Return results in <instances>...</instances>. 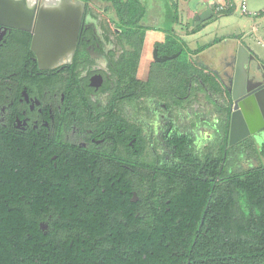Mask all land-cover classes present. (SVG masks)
Wrapping results in <instances>:
<instances>
[{"label": "trees", "instance_id": "trees-1", "mask_svg": "<svg viewBox=\"0 0 264 264\" xmlns=\"http://www.w3.org/2000/svg\"><path fill=\"white\" fill-rule=\"evenodd\" d=\"M81 1L109 4L112 34L130 48L114 62L110 104L183 97L204 85L228 106L231 93L197 62V49L140 24V0ZM153 50L174 56L156 61ZM109 120L119 131L113 172L93 159L51 162L33 133L0 127V264H264V144L251 142L256 165L235 171L229 156L237 146L226 148L225 138L200 156L190 138L171 133L172 162H161L147 156L136 125ZM141 168L152 176L147 195L133 180Z\"/></svg>", "mask_w": 264, "mask_h": 264}, {"label": "flooded vegetation", "instance_id": "flooded-vegetation-1", "mask_svg": "<svg viewBox=\"0 0 264 264\" xmlns=\"http://www.w3.org/2000/svg\"><path fill=\"white\" fill-rule=\"evenodd\" d=\"M100 4L81 0H0V127L33 133L34 142L42 144L44 150L38 154L49 155L51 162L93 159L101 169L111 167L113 172L117 170L119 131L109 118L122 116L118 113L121 100L110 104L116 93L113 71L117 60L113 58L117 52L105 44L96 23L97 14L103 15L111 31ZM71 33L76 34L73 45ZM258 72L255 76L249 70L235 91L226 87L231 93L224 124L226 148L246 139L264 144L263 126L228 145L234 99L244 96L248 103L251 99L257 101L264 120V62ZM99 92L108 95L104 105L92 98ZM87 99L91 104H85ZM74 133L79 141L71 138ZM109 144H114L112 153L108 152ZM40 228L46 231L47 221H41Z\"/></svg>", "mask_w": 264, "mask_h": 264}, {"label": "rangeland", "instance_id": "rangeland-1", "mask_svg": "<svg viewBox=\"0 0 264 264\" xmlns=\"http://www.w3.org/2000/svg\"><path fill=\"white\" fill-rule=\"evenodd\" d=\"M152 0H140L146 6L147 2ZM164 2L165 0H155V2ZM240 0H238L239 2ZM259 7V8H256ZM246 8L249 13L262 11L261 15L253 16L251 14H243L239 9H234L232 13L223 18V22L228 33L246 35L242 38L241 45L244 47L254 45L256 37L250 31L253 26L260 30L259 37L264 40V0H246ZM99 9L108 18H115L113 9L107 3H101ZM96 23L101 29V36L105 44L113 47L117 54L114 60H117L119 55L129 50V45L124 41H119L107 25L103 15L97 14ZM143 21V20H141ZM222 23V22H221ZM220 23V26H221ZM142 25V22H140ZM219 28L217 25H210L202 30L198 44H202L212 39L214 33H217ZM243 32V33H242ZM250 35V36H249ZM229 41V40H228ZM259 44V43H258ZM228 46H233L230 41ZM109 47V48H110ZM264 47V46H263ZM260 44L254 48L257 56L263 57L264 48ZM229 56L225 60V74L222 76V81L229 89L233 88V67L235 63V53L230 48ZM113 55L111 54L110 57ZM195 58V57H194ZM196 59V58H195ZM200 63V58L197 60ZM104 69L103 64H99ZM244 66L240 84L246 79L247 71ZM107 75L110 77L109 70L106 69ZM112 78V75H111ZM235 95V93H234ZM100 105H104L108 101V95L104 92H99L92 96ZM226 111L223 99L220 94L211 92L206 86L197 85L187 95L183 97H170L168 100H160L157 98H149L147 100H121L118 102V113L122 115L129 123L136 125L141 130V135L144 139L146 152L148 157L159 159L161 162H172L169 149L166 147L167 136L171 133L187 136L192 140V151L200 156L213 149L215 153L217 148L224 146V138L226 139L224 127L226 123ZM229 112V109H228ZM229 116V114H228ZM75 141L80 139L76 133L71 135ZM257 142V141H256ZM260 145L257 142L255 146ZM251 141L243 142L232 151L229 156L230 168L232 170H245L256 165L255 157L257 153L251 148ZM147 169L141 168L139 172L133 174L134 183L147 195L150 192L151 175H148ZM134 198L137 196L135 194Z\"/></svg>", "mask_w": 264, "mask_h": 264}, {"label": "crops", "instance_id": "crops-1", "mask_svg": "<svg viewBox=\"0 0 264 264\" xmlns=\"http://www.w3.org/2000/svg\"><path fill=\"white\" fill-rule=\"evenodd\" d=\"M239 2L238 0H229V4H226L225 0H165L161 3L152 0L147 2V6L143 3L145 14L141 22L143 26L167 31L179 41H182L188 48L197 49V52L193 55L196 60L200 58V63L197 62L212 69L220 79L225 74L224 65L226 62L224 59L229 56L231 48L235 53L232 79L233 91H235L240 85L244 66H246L247 73L250 70V73L256 76L259 74L258 67L264 62V55L259 57L254 52L256 43L262 47L264 46V40L259 37L260 30L256 26H253L250 31V35L253 34L256 37V42L249 47L246 45L243 47L240 43L242 38L246 36L245 33H228L225 27L223 18L232 13L234 9H239ZM261 13L262 11L259 9V11L249 14L259 16ZM210 25H217L219 30L214 33L212 39L198 44L202 42L199 39L202 30ZM230 41L234 43L233 46L226 45ZM200 46L205 47L199 49ZM242 80L244 81L245 78Z\"/></svg>", "mask_w": 264, "mask_h": 264}, {"label": "water", "instance_id": "water-1", "mask_svg": "<svg viewBox=\"0 0 264 264\" xmlns=\"http://www.w3.org/2000/svg\"><path fill=\"white\" fill-rule=\"evenodd\" d=\"M76 34L71 33L70 43L73 45ZM71 47V46H70ZM171 56H157L156 51L153 50V57L156 61H164ZM242 97L234 99L233 111L230 118V128L228 135V145L245 138L254 132L258 131L264 126V120L261 115L260 109L257 106V101L251 99L248 103V99Z\"/></svg>", "mask_w": 264, "mask_h": 264}, {"label": "built area", "instance_id": "built-area-1", "mask_svg": "<svg viewBox=\"0 0 264 264\" xmlns=\"http://www.w3.org/2000/svg\"><path fill=\"white\" fill-rule=\"evenodd\" d=\"M226 1V4H229V0H225ZM239 9L242 13H245V14H249V12L247 11V8H246V1L245 0H240L239 2Z\"/></svg>", "mask_w": 264, "mask_h": 264}]
</instances>
